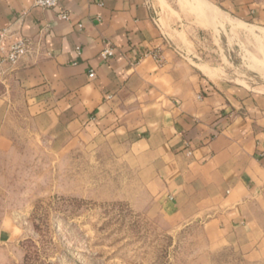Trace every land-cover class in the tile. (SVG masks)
Returning <instances> with one entry per match:
<instances>
[{
    "label": "crops",
    "instance_id": "1",
    "mask_svg": "<svg viewBox=\"0 0 264 264\" xmlns=\"http://www.w3.org/2000/svg\"><path fill=\"white\" fill-rule=\"evenodd\" d=\"M198 2L227 26L264 30V0ZM174 13L175 0H58L54 9L0 0V29L38 47L0 83V199L17 151L7 121L21 104L48 151L106 146L134 175L141 208L179 224L204 219L225 244L264 253V90L204 66L217 74L206 75L187 49L192 18ZM105 47L113 56L103 60Z\"/></svg>",
    "mask_w": 264,
    "mask_h": 264
},
{
    "label": "rangeland",
    "instance_id": "2",
    "mask_svg": "<svg viewBox=\"0 0 264 264\" xmlns=\"http://www.w3.org/2000/svg\"><path fill=\"white\" fill-rule=\"evenodd\" d=\"M175 1L192 18L187 49L197 66L263 91L264 30L218 22L206 2ZM23 108L7 121L17 151L3 169L0 264H264V253L225 244L204 219L179 224L141 208L134 175L106 146L48 151Z\"/></svg>",
    "mask_w": 264,
    "mask_h": 264
},
{
    "label": "built area",
    "instance_id": "3",
    "mask_svg": "<svg viewBox=\"0 0 264 264\" xmlns=\"http://www.w3.org/2000/svg\"><path fill=\"white\" fill-rule=\"evenodd\" d=\"M32 4L35 7L44 9H54L58 5V0H32ZM58 18L61 20H68L66 13H60ZM166 44L169 48L175 52L181 51L176 48L172 41L166 40ZM79 49L77 52L79 53ZM38 52L37 45L28 38L22 37L19 33L11 31L10 29H0V83L7 82V78L22 64L28 62L35 57ZM113 56V50L109 47H105L100 53V57L106 60ZM153 58L160 65L162 58L156 54H153ZM94 76L93 71H90L89 77Z\"/></svg>",
    "mask_w": 264,
    "mask_h": 264
},
{
    "label": "bare ground",
    "instance_id": "4",
    "mask_svg": "<svg viewBox=\"0 0 264 264\" xmlns=\"http://www.w3.org/2000/svg\"><path fill=\"white\" fill-rule=\"evenodd\" d=\"M194 2H195L196 7H197L198 9H201V8H202V5H201L198 1H195V0H194ZM202 70H203V72H204L206 75H208V76H210V77L213 76V73L210 72L209 70H207L206 68H202Z\"/></svg>",
    "mask_w": 264,
    "mask_h": 264
}]
</instances>
